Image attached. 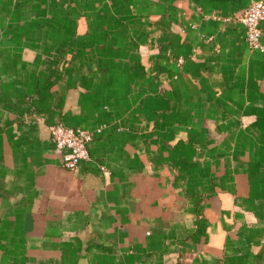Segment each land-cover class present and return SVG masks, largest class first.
Returning a JSON list of instances; mask_svg holds the SVG:
<instances>
[{
  "label": "crops",
  "instance_id": "0c3cea01",
  "mask_svg": "<svg viewBox=\"0 0 264 264\" xmlns=\"http://www.w3.org/2000/svg\"><path fill=\"white\" fill-rule=\"evenodd\" d=\"M253 1L0 0V264H264Z\"/></svg>",
  "mask_w": 264,
  "mask_h": 264
},
{
  "label": "built area",
  "instance_id": "2783aa9c",
  "mask_svg": "<svg viewBox=\"0 0 264 264\" xmlns=\"http://www.w3.org/2000/svg\"><path fill=\"white\" fill-rule=\"evenodd\" d=\"M240 19L245 26L247 46L250 49L264 50L261 43L264 1L251 2L244 9ZM49 132L54 145L63 151V167L74 169L79 162L89 158L88 144L93 139V133L89 130L54 123L49 126Z\"/></svg>",
  "mask_w": 264,
  "mask_h": 264
}]
</instances>
